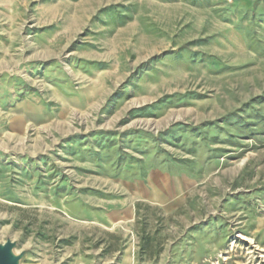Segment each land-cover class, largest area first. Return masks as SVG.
Returning a JSON list of instances; mask_svg holds the SVG:
<instances>
[{
  "label": "rangeland",
  "instance_id": "374dc122",
  "mask_svg": "<svg viewBox=\"0 0 264 264\" xmlns=\"http://www.w3.org/2000/svg\"><path fill=\"white\" fill-rule=\"evenodd\" d=\"M260 1L0 0V244L18 264H264ZM138 202L169 218L149 262Z\"/></svg>",
  "mask_w": 264,
  "mask_h": 264
},
{
  "label": "trees",
  "instance_id": "16d2710c",
  "mask_svg": "<svg viewBox=\"0 0 264 264\" xmlns=\"http://www.w3.org/2000/svg\"><path fill=\"white\" fill-rule=\"evenodd\" d=\"M134 209L135 258L138 262L153 261L161 254L164 243V238L160 236V226L169 218L164 217L158 208L151 207L144 202L136 203ZM105 234L117 242V246H110L105 251H119L122 238L108 232Z\"/></svg>",
  "mask_w": 264,
  "mask_h": 264
},
{
  "label": "water",
  "instance_id": "95a60500",
  "mask_svg": "<svg viewBox=\"0 0 264 264\" xmlns=\"http://www.w3.org/2000/svg\"><path fill=\"white\" fill-rule=\"evenodd\" d=\"M14 244L6 241L0 244V264H18L19 256L13 253Z\"/></svg>",
  "mask_w": 264,
  "mask_h": 264
},
{
  "label": "crops",
  "instance_id": "0c3cea01",
  "mask_svg": "<svg viewBox=\"0 0 264 264\" xmlns=\"http://www.w3.org/2000/svg\"><path fill=\"white\" fill-rule=\"evenodd\" d=\"M261 8L263 9V16H264V0H261Z\"/></svg>",
  "mask_w": 264,
  "mask_h": 264
}]
</instances>
